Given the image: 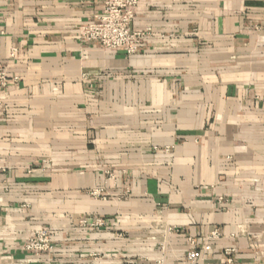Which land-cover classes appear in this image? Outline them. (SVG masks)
<instances>
[{"label": "crops", "instance_id": "0c3cea01", "mask_svg": "<svg viewBox=\"0 0 264 264\" xmlns=\"http://www.w3.org/2000/svg\"><path fill=\"white\" fill-rule=\"evenodd\" d=\"M105 1L0 0V264H187L215 229L197 264H264V0H141L131 56L79 39Z\"/></svg>", "mask_w": 264, "mask_h": 264}, {"label": "built area", "instance_id": "2783aa9c", "mask_svg": "<svg viewBox=\"0 0 264 264\" xmlns=\"http://www.w3.org/2000/svg\"><path fill=\"white\" fill-rule=\"evenodd\" d=\"M141 0H106L103 3L102 14L96 21H89L79 28V39L84 43H95L106 50H119L127 55H135L145 38L152 35L150 29L135 30L132 27L136 9ZM8 83L4 72L0 71V86ZM91 195L103 200L106 196L99 190ZM102 220H95L92 227H99ZM177 230H174V232ZM172 232V230H170ZM220 232L215 229L205 238L189 239L190 250L186 253L187 264H197L196 249L211 250V240L218 239ZM53 234L46 227L35 230L30 239L24 244V250L34 254H49L53 250ZM232 250H224L223 255L228 256ZM161 264V263H158ZM203 264H216L204 262Z\"/></svg>", "mask_w": 264, "mask_h": 264}]
</instances>
